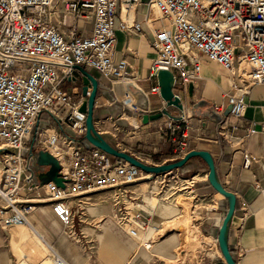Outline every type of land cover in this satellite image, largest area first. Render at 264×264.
I'll use <instances>...</instances> for the list:
<instances>
[{
  "label": "built area",
  "instance_id": "obj_1",
  "mask_svg": "<svg viewBox=\"0 0 264 264\" xmlns=\"http://www.w3.org/2000/svg\"><path fill=\"white\" fill-rule=\"evenodd\" d=\"M58 3L63 4L65 13L91 19V34L82 36L71 32L65 36L53 27L51 10ZM142 3L143 0H0L1 228L29 226L28 216L43 203H49L57 219L69 227L74 216L82 214V197L111 191L112 219L126 235L141 241V230L149 223L144 220L140 204L128 187L148 181L159 194L170 188L171 182L178 183V170L145 173L84 144L87 114L80 108L93 88L61 89L75 69L82 67L98 72L111 86L124 87L121 100L124 108L140 118V111L150 114L143 90L138 92L145 101L143 107L132 100L135 77L128 62L116 60L114 52L116 32L133 35L141 33L142 29L140 22L117 21L118 5L128 13ZM145 5L147 23L161 22V27L153 31L150 47L155 57L146 81H156L158 70L170 71L174 76L173 94L183 104L179 114L168 118V123L158 128L160 137L168 132L174 143L171 162L188 152L190 115L186 113L185 103L188 85L201 79V56L238 79L225 94L227 105L232 106L230 116L236 120L245 117L250 88L264 87V0H147ZM152 8L157 11V17L151 12ZM109 92L113 94V88ZM148 94L160 97L157 83ZM113 98L108 105L119 102L116 95ZM223 109L224 105L213 107L216 113H223ZM51 123L67 128L71 135L64 128H51ZM259 132H264V122L260 129L254 124L244 128L245 137ZM116 147L121 153H130L121 143H116ZM25 151L27 156H23ZM38 151L49 152L57 159L58 175L64 188L53 182L38 185L37 173L48 169L40 167L35 172L31 168ZM131 155L145 165L159 166L149 158ZM260 161L262 174L254 187L264 200V158L243 152V169L250 170ZM179 181L195 198L198 175ZM39 189L44 191L43 197ZM32 192L34 198L24 196ZM72 199L75 203L70 207L68 202ZM246 214L243 211V215ZM144 247L150 250L151 242ZM212 247L215 255L221 257L217 238L212 239ZM51 264L69 263L53 252Z\"/></svg>",
  "mask_w": 264,
  "mask_h": 264
},
{
  "label": "crops",
  "instance_id": "obj_2",
  "mask_svg": "<svg viewBox=\"0 0 264 264\" xmlns=\"http://www.w3.org/2000/svg\"><path fill=\"white\" fill-rule=\"evenodd\" d=\"M146 2L147 0H143L142 4L128 13L118 5L117 21L122 19L127 22H140L142 29L141 33L133 35L116 32L114 52L116 60L125 59L128 62L130 72L135 77V88L131 89L132 100L143 107L145 101L138 93L140 89L143 90L147 94L149 115H154L162 109L163 102L158 95L148 94L144 89L148 83L151 84L150 88L157 83L146 81V78L155 57V52L150 47L153 31L160 28L161 24L156 26L160 22L156 20L147 23ZM50 23L65 36L71 32L88 36L92 31L91 19L76 18L65 13L62 3L52 8ZM200 59L201 79L193 83V103L188 100L185 103L186 113L190 115L187 154L192 151L209 153L215 165L219 185L234 197L228 246L235 264H264V200L254 187V183L261 178L262 161L250 170L242 167L245 151L260 159L264 158V132L250 137L244 136L247 125L254 124L260 129L264 122V87L250 88V94L246 96L248 108L243 119L236 120L230 115L223 117V113H217L222 121L216 123L207 117L209 110L214 106H228L225 94L230 92L232 82H237L238 79L204 56ZM86 80L88 84L84 85ZM74 81L79 86H71ZM93 81L96 82L93 127L96 134L111 148L119 152L116 143H121L130 152L127 155L132 156L131 153H134L149 158L153 164L159 166L180 160L170 162L174 147L170 133L165 132L161 137L158 133V128L169 120L161 118L142 126L139 115L121 104L124 96V87L121 85L111 86L98 72L79 67L75 69L71 79L61 85V89L81 90L85 86L93 88ZM111 88L114 90L113 94L109 92ZM253 89H259V98H250ZM114 95L119 102L108 105L113 101ZM150 96H158L159 99L153 102ZM199 101H204L205 104L192 109ZM135 126L139 128L135 130ZM50 127L58 130L64 128L71 135L65 127H58L53 123ZM83 142L95 147L86 136L83 137ZM178 171L182 176L189 173L198 175L194 186L197 203L191 214L179 209L177 197L165 201L160 197L156 201L157 188L148 181H140L128 187L140 204L144 220L149 223L148 227L141 230V241L129 237L116 225L111 216L112 193L102 191L82 197V214L79 217L74 216L69 227L57 219L49 203L38 205L28 216L29 226H12L8 229L0 227V264H51L53 252L69 264H215L222 261V256L215 255L210 243L213 238L218 237V229L229 209V200L215 191L208 179H205L209 171L202 159L193 158L188 161L186 170ZM44 172L40 170L39 174ZM38 192L41 197L44 196L42 189ZM24 196L34 198L35 193ZM68 203L73 207L75 199ZM243 211L247 214L243 215ZM169 225L177 228L162 233ZM190 226L196 237L209 240L206 244L200 243L207 245L206 254H196V251L191 253V250L186 254L181 250L188 246ZM21 232L23 241L19 242L15 240V235ZM149 242L151 249L147 250L144 246ZM14 245L20 246L21 250L15 252ZM203 247L198 249L203 250Z\"/></svg>",
  "mask_w": 264,
  "mask_h": 264
},
{
  "label": "water",
  "instance_id": "obj_3",
  "mask_svg": "<svg viewBox=\"0 0 264 264\" xmlns=\"http://www.w3.org/2000/svg\"><path fill=\"white\" fill-rule=\"evenodd\" d=\"M79 68V67H77ZM76 68V69H77ZM157 85L159 87V95L161 100L164 102L165 107H163L160 112L154 115H147L143 114L142 111L139 112L141 114V123L146 125L149 121H157L163 117L173 118L171 117L167 109L169 107L175 108L180 112L183 110V104L179 100L177 96L173 94V84H174V76L170 71L167 70H158L156 75ZM88 81H84V85H87ZM93 90L90 97L84 102L80 108V111L87 114L86 118V138L87 140L96 148L102 150L103 152L109 154L110 156L118 159H122L131 165L139 168L145 173H152V174H161L172 170H178L183 167L189 160L193 158H200L202 159L208 166V175L207 179L210 185L217 191L218 193L222 194L229 200V209L226 213V216L223 218L222 223L218 229V247L220 250V254L222 256V261L217 262L215 264H235L233 257L230 253V249L228 246V236H229V228L232 221L233 213H234V197L226 193L218 183L215 165L209 153L204 151H192L188 153L185 157L180 159L179 161L161 165V166H147L139 161L135 160L131 156L117 152L115 149L111 148L99 135L96 134L93 121H92V114H93V106L95 100V93H96V82L93 81ZM188 101L193 103V83L188 85ZM205 104L204 101H199L198 103L193 105V108L201 106ZM232 106L228 105L224 112L223 117H228L230 115ZM210 120L219 123L222 121L221 116H219L213 109L209 110L208 116ZM32 165L31 168L37 172L40 167H47V171L45 173H37V179L39 185L42 186L48 182H53L60 188H64L63 181L58 175V171L60 169L59 163L55 157H53L49 152L46 151H38L37 155L34 156V159L31 161Z\"/></svg>",
  "mask_w": 264,
  "mask_h": 264
},
{
  "label": "rangeland",
  "instance_id": "obj_4",
  "mask_svg": "<svg viewBox=\"0 0 264 264\" xmlns=\"http://www.w3.org/2000/svg\"><path fill=\"white\" fill-rule=\"evenodd\" d=\"M161 23L160 22H157L155 25L156 26H159ZM76 81H74V82H72L71 83V86H79V83H75ZM67 83H69V82H67ZM224 83H226V81L224 82ZM150 83H148V84H146V86H145V91L146 92H149V88H150ZM120 93V92H119ZM258 93H259V89H253V92H252V96H250V98H259V96H258ZM250 94V93H249ZM180 95V97H181V99L182 100H184L185 99V97H184V95L183 94H179ZM159 99V97L158 96H156V97H153V96H150V100L151 101H153V102H155V100H158ZM227 106V105H226ZM167 112H168V114L171 116V117H173L174 115H177V114H179V110H177V109H175V108H172V107H169L168 109H167ZM163 119H168L167 117H163ZM142 126H146V125H142ZM23 156H27V151H25L24 153H23ZM196 168L197 169H199V167H197L196 166ZM191 175L193 176V174L192 173H189V174H186V175H181V173L178 171V179L180 180V179H187V178H189V177H191ZM177 181L178 183H180V181ZM172 185H175V183H172L171 182V184H170V186H172ZM197 186V185H196ZM174 203V205L176 204V202L174 201L173 202ZM187 204V203H186ZM185 204V202H184V205L186 206V208H185V212H188V213H190L191 211V209L189 208L190 207V205L188 204V205H186ZM199 204V203H198ZM178 206V205H177ZM191 214V213H190ZM193 226V225H192ZM192 226H190V229H189V237H190V239L188 240V246L187 247H185L184 249H181L182 251H185L186 252V254L191 250V253H193L194 251H196V254H198V253H200V254H206L207 252V250H208V247H206L207 245H201L200 243L201 242H204L205 244L206 243H208V241L209 240H201L200 238H198V237H196L193 233H192ZM175 228H177V227H173V225H169V226H166L165 228H164V230H163V232L162 233H164V232H166V231H169V230H171V229H175ZM161 233L159 232V235H160ZM212 245V242L210 243V246ZM202 246H204L202 249L203 250H201V249H198V248H201Z\"/></svg>",
  "mask_w": 264,
  "mask_h": 264
},
{
  "label": "bare ground",
  "instance_id": "obj_5",
  "mask_svg": "<svg viewBox=\"0 0 264 264\" xmlns=\"http://www.w3.org/2000/svg\"><path fill=\"white\" fill-rule=\"evenodd\" d=\"M151 12L153 13V15L155 17L158 16V13L157 11L152 8L151 9ZM162 197V199L165 201V200H169L171 197H177L179 198L178 199V203H179V209L181 211H184L186 206L184 205V202L186 205H190V211L192 212L193 209H195V205L197 202H195V198H194V195L191 194V192H189L187 190V188L184 186V184L182 183H175V185H172L170 186V188L162 191L161 193H157L156 196H155V200H159V198ZM162 201V202H164ZM19 228H22V227H19ZM22 233H18L15 235V240L19 241V242H22L23 241V238H22ZM14 249H15V252H18L20 251V246L18 245H14Z\"/></svg>",
  "mask_w": 264,
  "mask_h": 264
},
{
  "label": "trees",
  "instance_id": "obj_6",
  "mask_svg": "<svg viewBox=\"0 0 264 264\" xmlns=\"http://www.w3.org/2000/svg\"><path fill=\"white\" fill-rule=\"evenodd\" d=\"M112 159H116V158H113L112 157ZM187 166H188V162L183 166V167H181L180 169H178V170H180V171H182V170H186L187 169ZM194 175V174H193ZM230 253H231V251H230Z\"/></svg>",
  "mask_w": 264,
  "mask_h": 264
}]
</instances>
